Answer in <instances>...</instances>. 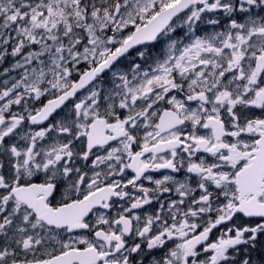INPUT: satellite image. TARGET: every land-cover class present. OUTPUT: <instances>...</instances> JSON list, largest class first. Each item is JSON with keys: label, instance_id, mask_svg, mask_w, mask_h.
I'll list each match as a JSON object with an SVG mask.
<instances>
[{"label": "snow or ice", "instance_id": "6c2138e0", "mask_svg": "<svg viewBox=\"0 0 264 264\" xmlns=\"http://www.w3.org/2000/svg\"><path fill=\"white\" fill-rule=\"evenodd\" d=\"M0 264H264V0H0Z\"/></svg>", "mask_w": 264, "mask_h": 264}, {"label": "flooded vegetation", "instance_id": "af4514ba", "mask_svg": "<svg viewBox=\"0 0 264 264\" xmlns=\"http://www.w3.org/2000/svg\"><path fill=\"white\" fill-rule=\"evenodd\" d=\"M160 47L161 46L158 45L157 48L152 49V52L155 53V52L159 51ZM163 171H166V170H162V173H163ZM162 173H151V174L156 176L157 178H159L162 175ZM177 175L180 176L182 174H177Z\"/></svg>", "mask_w": 264, "mask_h": 264}]
</instances>
